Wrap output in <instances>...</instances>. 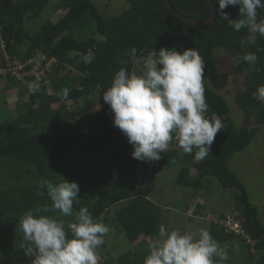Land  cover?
I'll list each match as a JSON object with an SVG mask.
<instances>
[{
	"label": "trees",
	"instance_id": "16d2710c",
	"mask_svg": "<svg viewBox=\"0 0 264 264\" xmlns=\"http://www.w3.org/2000/svg\"><path fill=\"white\" fill-rule=\"evenodd\" d=\"M169 1L188 18L209 17L202 0ZM211 2L216 13L213 23L194 26L172 17L162 0H127V9L108 17L95 0H0L1 34L7 53L21 62L41 59L38 71L43 74L38 76L41 88L35 94L29 93L28 84L20 85L8 74L0 75V118H4L0 121V264H30L32 258L23 253V235L16 225L26 211L38 205L51 207L46 190L38 182L49 179L58 184L63 178L80 187L74 213L87 207L94 219L107 223L111 217L107 212L119 206L112 216L117 230L134 248L117 258L102 252L105 258L98 264H143L149 238L166 223L164 211H170L141 191L145 173L139 177L137 169H147L151 163L155 169L178 167L175 184L194 192L202 188L205 177L216 179L224 189L236 190L235 211L227 215L242 219L238 233L215 221L209 232L229 253L232 247L228 241L242 240L250 264H264V223L245 186L229 169L234 154L248 149L258 132L264 144V104L253 96L264 85V38L255 46L242 45L246 30L234 31L221 19L218 0ZM49 3L53 4L52 16L46 19L43 13ZM225 11L230 18L238 14L234 6ZM56 13L63 14L54 20ZM258 18H264V9H258ZM133 47L137 49L135 60L125 56ZM162 47L180 52L198 49L205 61L206 117L215 115L224 127L203 160L195 159V149L184 154L173 139L159 161H138L132 158L133 149L126 137L113 126L109 106L103 101L101 108L91 110L88 104L92 95L110 87L121 67L137 73L136 62L150 58ZM89 49L95 59L85 65L82 57ZM217 51L231 58L247 52L258 56V72L247 64L237 65L245 80L244 89L234 96V104L254 122L253 127L233 125L229 106L220 93L227 79L219 70L214 55ZM122 59L128 63L121 64ZM36 77L28 78V83ZM64 87L70 90L67 99L59 96ZM14 89L21 102H8ZM41 214L59 217L66 225L75 219L74 215L61 216L59 211ZM227 215L220 214L219 219Z\"/></svg>",
	"mask_w": 264,
	"mask_h": 264
},
{
	"label": "clouds",
	"instance_id": "9594fccd",
	"mask_svg": "<svg viewBox=\"0 0 264 264\" xmlns=\"http://www.w3.org/2000/svg\"><path fill=\"white\" fill-rule=\"evenodd\" d=\"M229 6L238 8L235 18L225 11ZM258 9H264V0H218L221 19L236 32L246 30L240 41L245 46H255L264 38V18H258ZM125 56L135 60L137 49L131 48ZM94 59L91 49L82 57L85 65ZM232 62L236 66L247 64L257 72L261 70L256 66V52L235 55ZM120 63L127 64L128 60L122 59ZM204 72L205 61L198 49L180 52L162 47L144 62L141 74L129 72L125 67L114 73L110 87L101 90L100 95L111 110L113 126L131 145L132 158L141 162L159 161L173 139L184 154H192L195 149L197 160L210 155L211 146L224 126L215 115L206 117L209 105ZM39 79L37 76L28 83L29 93L40 91ZM69 93V88L64 87L59 96L67 99ZM253 96L264 104V85ZM38 183L46 190L51 207L38 205L26 211L16 225L23 235L20 245L23 253L32 258L30 264H98L97 249L105 244L111 231L109 225L94 219L87 207L74 213V203H78L80 196L76 182L63 178L58 184L49 179ZM52 211H59L63 217L74 215L75 219L66 225L59 217L41 214ZM148 249L143 264H223L229 259L227 247H221L207 229H200L197 235L169 230L160 224Z\"/></svg>",
	"mask_w": 264,
	"mask_h": 264
},
{
	"label": "rangeland",
	"instance_id": "374dc122",
	"mask_svg": "<svg viewBox=\"0 0 264 264\" xmlns=\"http://www.w3.org/2000/svg\"><path fill=\"white\" fill-rule=\"evenodd\" d=\"M95 3L99 6L100 11L107 17L120 15L123 10L127 9L129 6L127 0H95ZM52 6L53 4H48L43 13L44 18L47 19L52 16ZM62 14L63 13H56L54 15V20H56L58 16L61 17ZM214 55L218 60L219 70L226 74L227 86L221 90L220 93L224 96L229 106V115L233 121V125L235 128L243 126L248 128L253 127L254 122L234 104V96L239 90L244 89V73L238 70L237 66L233 64L232 58L226 55L225 52L217 51ZM147 59L144 58L137 61L135 66L137 74H139L138 71L143 69V64ZM40 60L41 59L34 61L35 68L40 66ZM14 93L15 89L12 93L13 95L11 94L12 96L8 98V102H15L18 100ZM25 97L24 100L28 101V96ZM102 103L103 99L99 91L88 100V104L91 105V110L101 108ZM3 120L4 118H0V121ZM229 169L245 186L250 202L257 207L260 213V219L264 223V144L259 132L253 144H251L248 149L241 153L234 154L229 161ZM178 170V167L171 169H155V164L153 163H151L147 169H137L139 177L143 176L145 173L140 184L143 195L163 209H170V211H164V216L166 217V223L164 224H166L165 226L169 230L179 229L182 232H191L198 235L200 229H207L210 231L212 225L211 221H217L220 214L227 215L235 211L236 190L222 188L219 182L211 177L203 178V186L196 192L191 189L179 187L175 184ZM191 172L193 173V171ZM118 207L117 205L107 212L108 215L111 214V217L108 218L106 223L109 225L111 231L108 236L105 237V244L97 249L99 256L98 260L100 261L105 258V254L102 252H105L108 257L117 258L127 249L134 248L126 237L117 230L114 215L112 216V213ZM101 219L102 218L98 220L101 221ZM231 221L232 216L228 217L224 223L227 226ZM149 239L151 240L152 237ZM227 245L230 246V248L232 247L231 253L228 252L229 259L226 261L227 264H250V260L246 256L248 252L246 249L247 247L243 245L242 240H231L228 241Z\"/></svg>",
	"mask_w": 264,
	"mask_h": 264
},
{
	"label": "built area",
	"instance_id": "2783aa9c",
	"mask_svg": "<svg viewBox=\"0 0 264 264\" xmlns=\"http://www.w3.org/2000/svg\"><path fill=\"white\" fill-rule=\"evenodd\" d=\"M1 30H2V28L0 25V69L3 70V71H0V75L8 74L15 81L19 82L20 85L28 84V81H29L28 78H30L31 76H43L42 71H38V68L40 66L35 68L34 67L35 65H33L31 70L26 69L28 66H30L34 62L33 60L29 59L25 62H21L18 60V57L10 56L7 53L6 44L2 38ZM40 80L41 79H39V81ZM231 216H232V221H231V223L227 224V226H226L224 221L227 220L228 217H231ZM217 219L218 220L215 221V223L225 225V227L227 229H229L230 231L238 233L240 223L237 220V217H235L234 215H227L226 218L223 220H221L219 218H217Z\"/></svg>",
	"mask_w": 264,
	"mask_h": 264
},
{
	"label": "water",
	"instance_id": "95a60500",
	"mask_svg": "<svg viewBox=\"0 0 264 264\" xmlns=\"http://www.w3.org/2000/svg\"><path fill=\"white\" fill-rule=\"evenodd\" d=\"M207 9L209 10V17L205 20H196V19H191L188 18L182 14H180L178 11H176L169 0H162L165 8L167 9L168 13L171 14L172 17L175 19L184 22L189 25H194V26H208L213 23L214 18H215V9L214 6L211 2V0H202Z\"/></svg>",
	"mask_w": 264,
	"mask_h": 264
}]
</instances>
